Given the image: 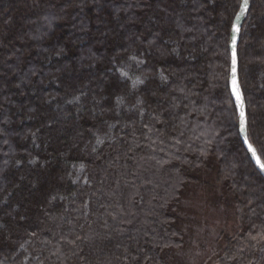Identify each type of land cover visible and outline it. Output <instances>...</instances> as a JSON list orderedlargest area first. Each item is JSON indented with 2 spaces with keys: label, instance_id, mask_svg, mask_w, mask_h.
<instances>
[{
  "label": "trees",
  "instance_id": "obj_1",
  "mask_svg": "<svg viewBox=\"0 0 264 264\" xmlns=\"http://www.w3.org/2000/svg\"><path fill=\"white\" fill-rule=\"evenodd\" d=\"M241 2L0 0V264H179L189 183L235 213L204 264H264V176L229 83ZM238 53L264 160V0Z\"/></svg>",
  "mask_w": 264,
  "mask_h": 264
},
{
  "label": "rangeland",
  "instance_id": "obj_2",
  "mask_svg": "<svg viewBox=\"0 0 264 264\" xmlns=\"http://www.w3.org/2000/svg\"><path fill=\"white\" fill-rule=\"evenodd\" d=\"M136 63L137 61L132 58L127 69H123V74L132 78L134 73L130 70L132 69L131 64ZM141 80L142 78L139 77L135 81L137 83ZM80 173H82V168H80L78 177L84 174ZM206 177L209 178V174ZM217 189V186L213 184L203 183H189L184 188L182 214H193L196 220L194 223L186 217L187 244L177 252L179 264H204L215 250L212 247L215 243L217 244L216 237L219 228L224 224L234 223L235 215L232 214L235 213L225 207H220L218 202H214L218 195Z\"/></svg>",
  "mask_w": 264,
  "mask_h": 264
},
{
  "label": "water",
  "instance_id": "obj_3",
  "mask_svg": "<svg viewBox=\"0 0 264 264\" xmlns=\"http://www.w3.org/2000/svg\"><path fill=\"white\" fill-rule=\"evenodd\" d=\"M243 4V0L241 2V5ZM249 8H250V0H248V8L245 12H241V7L238 11V13L236 14V17L234 19V23L233 25L237 26L239 28V31L238 32H231V40H230V52H231V68H230V79H229V83H230V89H231V93H232V96H233V99L236 103V106H237V109H238V115H239V130H240V111H241V107H240V102L237 100L235 94L233 93V77H232V55H233V37L235 36V40H236V43H235V53H236V82H237V86L239 88V91H240V95H241V100H242V103H243V111L245 113V117H246V126H245V130L244 131H241L240 130V135H241V138L244 142V145L247 149V151L249 152V155L250 157L252 158L253 162L255 163V165L257 166V168L260 170V172L263 174L264 176V170H262L259 165L256 163V160L255 158L252 156V153L248 150V147H247V144L245 143V136H247V139H248V142L251 143L253 145V147L257 150V154L260 156L261 158V162H264L262 156L260 155L257 147L251 142L250 138H249V134H248V114H247V102H246V97H245V93H244V90H243V87H242V84H241V79H240V73H239V68H240V59H239V53H238V45H239V42H240V38H241V32H242V25H243V21L245 19V16L247 15L248 11H249ZM239 16V18H237ZM233 29V27H232Z\"/></svg>",
  "mask_w": 264,
  "mask_h": 264
},
{
  "label": "snow or ice",
  "instance_id": "obj_4",
  "mask_svg": "<svg viewBox=\"0 0 264 264\" xmlns=\"http://www.w3.org/2000/svg\"><path fill=\"white\" fill-rule=\"evenodd\" d=\"M248 8V0H243V4L241 5V12H245ZM239 18V16L237 17ZM233 32H238L239 28L235 25H233ZM233 55H232V77H233V93L235 94L237 100L240 102V107H241V111H240V130L244 131L245 130V126H246V117H245V113L243 111V103L241 100V95H240V91L239 88L237 86V82H236V53H235V36L233 37ZM245 143L247 144L248 150L252 153V156L255 158L256 163L259 165V167L264 170V162H261V158L260 156L257 154V150L253 147V145L251 143L248 142L247 136H245Z\"/></svg>",
  "mask_w": 264,
  "mask_h": 264
}]
</instances>
